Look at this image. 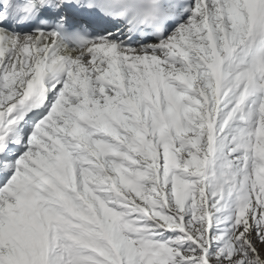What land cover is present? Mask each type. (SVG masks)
Returning <instances> with one entry per match:
<instances>
[{"label": "snow or ice", "instance_id": "6c2138e0", "mask_svg": "<svg viewBox=\"0 0 264 264\" xmlns=\"http://www.w3.org/2000/svg\"><path fill=\"white\" fill-rule=\"evenodd\" d=\"M0 0V264H264V0Z\"/></svg>", "mask_w": 264, "mask_h": 264}, {"label": "clouds", "instance_id": "9594fccd", "mask_svg": "<svg viewBox=\"0 0 264 264\" xmlns=\"http://www.w3.org/2000/svg\"><path fill=\"white\" fill-rule=\"evenodd\" d=\"M142 10L141 26L146 30H162L171 19L169 9L172 0H135Z\"/></svg>", "mask_w": 264, "mask_h": 264}]
</instances>
